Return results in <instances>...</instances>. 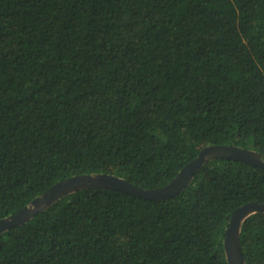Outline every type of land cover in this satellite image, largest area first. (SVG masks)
I'll use <instances>...</instances> for the list:
<instances>
[{
	"label": "trees",
	"instance_id": "obj_1",
	"mask_svg": "<svg viewBox=\"0 0 264 264\" xmlns=\"http://www.w3.org/2000/svg\"><path fill=\"white\" fill-rule=\"evenodd\" d=\"M264 154V0H0V218L57 181L112 173L153 189L200 150ZM264 168L205 162L162 200L69 193L0 234V264H230L236 208ZM246 264H264V213Z\"/></svg>",
	"mask_w": 264,
	"mask_h": 264
},
{
	"label": "water",
	"instance_id": "obj_2",
	"mask_svg": "<svg viewBox=\"0 0 264 264\" xmlns=\"http://www.w3.org/2000/svg\"><path fill=\"white\" fill-rule=\"evenodd\" d=\"M217 158L241 160L264 168V154L255 149L234 144H211L203 147L198 155L187 163L170 182L158 188H142L125 177L112 173L75 174L57 181L19 211L0 218V234L33 218L59 198L81 189H116L147 199L170 198L192 181L205 162ZM258 212L264 213V203L251 201L236 208L232 214L224 241L230 264H246L240 244L241 227L248 217Z\"/></svg>",
	"mask_w": 264,
	"mask_h": 264
}]
</instances>
